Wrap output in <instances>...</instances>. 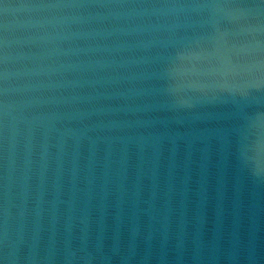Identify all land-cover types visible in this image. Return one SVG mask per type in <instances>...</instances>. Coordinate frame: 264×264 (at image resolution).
I'll use <instances>...</instances> for the list:
<instances>
[{
	"label": "water",
	"instance_id": "obj_1",
	"mask_svg": "<svg viewBox=\"0 0 264 264\" xmlns=\"http://www.w3.org/2000/svg\"><path fill=\"white\" fill-rule=\"evenodd\" d=\"M0 260L264 264V3L2 0Z\"/></svg>",
	"mask_w": 264,
	"mask_h": 264
},
{
	"label": "snow or ice",
	"instance_id": "obj_2",
	"mask_svg": "<svg viewBox=\"0 0 264 264\" xmlns=\"http://www.w3.org/2000/svg\"><path fill=\"white\" fill-rule=\"evenodd\" d=\"M0 2H2V0H0ZM262 3H264V0H261ZM0 264H4L3 260H0Z\"/></svg>",
	"mask_w": 264,
	"mask_h": 264
}]
</instances>
